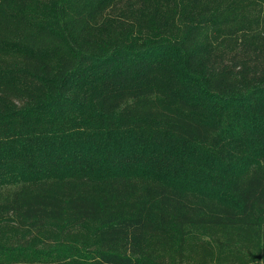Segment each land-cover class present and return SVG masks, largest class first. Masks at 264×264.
I'll return each instance as SVG.
<instances>
[{"label":"trees","instance_id":"16d2710c","mask_svg":"<svg viewBox=\"0 0 264 264\" xmlns=\"http://www.w3.org/2000/svg\"><path fill=\"white\" fill-rule=\"evenodd\" d=\"M0 264H264V0H0Z\"/></svg>","mask_w":264,"mask_h":264}]
</instances>
